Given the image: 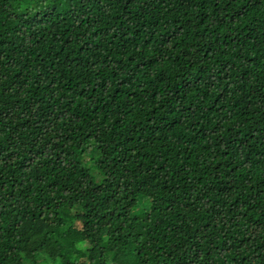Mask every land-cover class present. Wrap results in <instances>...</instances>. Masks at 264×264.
Segmentation results:
<instances>
[{"label":"trees","instance_id":"1","mask_svg":"<svg viewBox=\"0 0 264 264\" xmlns=\"http://www.w3.org/2000/svg\"><path fill=\"white\" fill-rule=\"evenodd\" d=\"M0 264H264V0H0Z\"/></svg>","mask_w":264,"mask_h":264},{"label":"rangeland","instance_id":"2","mask_svg":"<svg viewBox=\"0 0 264 264\" xmlns=\"http://www.w3.org/2000/svg\"><path fill=\"white\" fill-rule=\"evenodd\" d=\"M107 116L103 117L102 119H106Z\"/></svg>","mask_w":264,"mask_h":264}]
</instances>
